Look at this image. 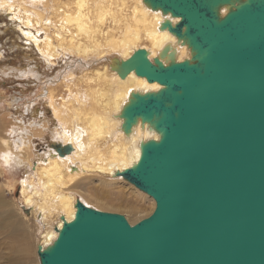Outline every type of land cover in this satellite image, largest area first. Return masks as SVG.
<instances>
[{"label": "water", "instance_id": "1", "mask_svg": "<svg viewBox=\"0 0 264 264\" xmlns=\"http://www.w3.org/2000/svg\"><path fill=\"white\" fill-rule=\"evenodd\" d=\"M143 2L179 19L160 28L190 50L114 61L121 78L133 70L161 85L132 92L119 114L125 134L138 119L159 134L116 172L154 209L130 224L76 199L55 240L36 245L39 264H264V0Z\"/></svg>", "mask_w": 264, "mask_h": 264}, {"label": "bare ground", "instance_id": "2", "mask_svg": "<svg viewBox=\"0 0 264 264\" xmlns=\"http://www.w3.org/2000/svg\"><path fill=\"white\" fill-rule=\"evenodd\" d=\"M0 10L11 17L24 46L36 50L48 69H55L56 60L63 62L55 69L56 76H51L53 81L45 80L47 74L35 68L17 71L19 75L23 72L24 76H34L44 83V87L40 85L52 120L50 141L40 151L32 152L23 138L24 144L13 145L20 148L18 152L12 151L9 142L3 140L6 148L0 154L5 165L24 168L18 179L21 207L26 212L23 216L34 218L40 224L35 246L45 247L57 237L54 228H61L60 216L66 221L74 217L76 199L99 210L101 208L95 204L118 210L116 204H110L112 199L95 191L100 186L109 190L111 185L125 181L116 172L129 168L138 160L142 141L159 139V134L140 119L125 134L119 114L132 92L157 91L161 85L148 82L133 70L121 78L114 61L129 58L139 48L145 49L148 59L152 60L165 46L173 51L176 61H181L190 58V50L166 28H160L165 19L172 24L179 19L151 9L143 0H0ZM226 12L227 7L222 6L220 15ZM69 61L76 64H69ZM7 70L9 72L6 69L3 72L10 76L8 73H13L15 68ZM77 83L84 85L73 90L71 86ZM58 89L60 92L56 91ZM23 106V111L34 112L36 116L35 109L27 103ZM44 117L41 124L35 122L34 125L49 128L45 125L48 119ZM18 122L23 130L25 124ZM19 140L22 143L20 136ZM55 143L69 144L72 149L59 155L53 147ZM93 179L97 184L92 183ZM10 181L15 183L13 176ZM130 190L147 203L142 211L130 206L127 207L131 212L123 211L129 223H134L143 215V218L149 216L155 202L138 188ZM76 191L91 200L76 197ZM133 213L137 216L133 217ZM36 259L39 264L38 256Z\"/></svg>", "mask_w": 264, "mask_h": 264}, {"label": "rangeland", "instance_id": "3", "mask_svg": "<svg viewBox=\"0 0 264 264\" xmlns=\"http://www.w3.org/2000/svg\"><path fill=\"white\" fill-rule=\"evenodd\" d=\"M10 18V16H7L5 12L0 10V154L2 150L6 148L3 140H5L7 144L9 142L12 151H18L20 148L17 149L15 147L24 144V140H22L24 138L33 152L37 149V151H40L39 149H41L42 146L45 147L51 139L52 120L49 117V108L46 106L45 100L42 97L45 93L41 89L42 85H40L42 83L44 87V83L31 75L25 74V77L23 72L19 75L17 71L35 68V70H38L43 75L47 74L46 80L52 79L51 76H56L58 72L55 69L63 64L62 61L56 60L54 65L55 69H48L43 61L40 60L36 50L24 46L25 42L19 37L18 30L13 28L15 24L13 21L11 22ZM70 61L68 62L69 64H76V62L72 63ZM8 67L15 68L13 73H8L10 76H6V73L3 72L5 69L6 72H9V70H7ZM53 80L54 79H52V81ZM77 84L76 86H71L73 90L78 86L81 87L84 85L83 83ZM54 86H56V84L53 85V87ZM56 91H59V89ZM13 97L16 99L13 100ZM25 103L33 108V110L35 109L36 116L33 115L34 112L30 113L23 111V105ZM42 117L48 119L45 125H49V128H40L34 125L36 124L35 122L41 124L44 120ZM19 120L25 124L23 130L20 128L21 124L18 122ZM19 136L22 143H20ZM24 150L25 149H22V151ZM32 152L30 154L34 155ZM23 170V166L12 165L11 167V165H5L0 156V264H36L35 260H37L35 244L36 237L39 236L41 227L34 218H30L29 216L25 218V216H23L26 212L25 210L23 211L21 207V200L19 197L20 185L18 184V179L22 176ZM10 175L14 177L15 183L14 181H10ZM97 182L96 179L92 180L93 184H97ZM123 182L111 185L109 190L100 186L97 188L98 190L95 191V193L100 192L102 195H106V198L112 199L113 201L110 204H116L118 210H116V208L104 209V207L96 204L94 206L100 207L102 211L116 212L123 215L125 213H123V211L131 212L127 206L138 208V210L140 209L141 211L144 210L147 203L139 199L132 193V190H130L136 188L126 180ZM87 186L86 184L84 185L86 188ZM119 188H122L121 191H118ZM76 197H82L88 202L91 200L88 197L86 198V196L79 191H76ZM136 197L139 200L136 199ZM138 204L141 205L139 206ZM132 215L133 217L137 216V214L134 216V213ZM132 215L130 217H132ZM144 216L145 215L135 220L134 223L138 222ZM25 234H27V236Z\"/></svg>", "mask_w": 264, "mask_h": 264}]
</instances>
